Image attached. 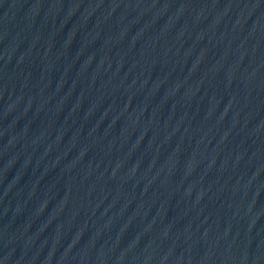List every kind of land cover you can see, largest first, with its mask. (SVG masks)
I'll list each match as a JSON object with an SVG mask.
<instances>
[{"label":"water","instance_id":"1","mask_svg":"<svg viewBox=\"0 0 264 264\" xmlns=\"http://www.w3.org/2000/svg\"><path fill=\"white\" fill-rule=\"evenodd\" d=\"M264 191V0H82Z\"/></svg>","mask_w":264,"mask_h":264}]
</instances>
